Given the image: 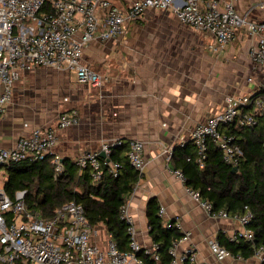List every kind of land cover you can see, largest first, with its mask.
Masks as SVG:
<instances>
[{"label": "crops", "instance_id": "1", "mask_svg": "<svg viewBox=\"0 0 264 264\" xmlns=\"http://www.w3.org/2000/svg\"><path fill=\"white\" fill-rule=\"evenodd\" d=\"M110 1L125 10L134 0ZM231 1L238 15L264 21V0ZM125 24L124 39H93L83 48L82 62L107 77L101 86L79 83L67 69L40 66L20 75L0 120V146H14L19 136L36 126L53 129L58 137L54 150L62 161L74 163L81 153L98 151L102 141L139 139L144 166L126 200L138 244L144 248L153 244L145 206L154 197L162 222L177 221L178 231L186 235L177 251L192 249L195 264H260L253 256L218 260L213 255L210 243L217 241V235L229 239L242 226L236 219L206 213L173 173L169 155L181 142L190 141L195 125L222 110L228 93L258 96L264 72L248 54L257 36L241 29L219 46L212 36L181 23L171 11L152 8ZM72 108L79 113L78 123L58 128V115ZM106 235L93 240L103 248Z\"/></svg>", "mask_w": 264, "mask_h": 264}, {"label": "built area", "instance_id": "2", "mask_svg": "<svg viewBox=\"0 0 264 264\" xmlns=\"http://www.w3.org/2000/svg\"><path fill=\"white\" fill-rule=\"evenodd\" d=\"M147 8L171 11L181 23L212 36L219 46L229 43L241 29L256 35V43L248 54L264 72V21H248L238 15L231 0H134L125 10L110 0H0V120L10 102L15 81L35 67L67 69L74 73L77 82L101 86L107 77L82 62L84 46L93 39L102 42L124 39L125 21L137 19ZM260 115L264 116V95L228 93L222 110L208 116L205 122L195 125L189 132L197 166L203 168L209 140L218 148L222 162L237 166L243 158V150L225 129L231 124L253 126ZM78 121L79 113L72 108L58 115L56 125L67 128ZM57 142L55 130L36 126L29 134L19 136L14 146H0V264H140L135 256L139 250L157 260L156 244L144 248L136 241L126 201L120 207L119 218L127 225L129 249L120 251L108 234L105 247L94 242L98 229L88 223L80 204L65 202L56 208L51 218H43L26 208L24 190L16 191L13 198L6 194L4 168L11 163L49 157L53 177L63 172L61 156L54 150ZM123 145L126 146L128 164L140 176L144 166L143 145L134 138L114 137L102 141L98 151L81 153L75 158L74 165L78 171L90 167L96 181L100 176L99 152L107 158L112 148ZM118 166L117 162H110L113 176ZM172 171L184 181L180 170ZM185 190L211 217L233 218L240 223L242 230L234 231L230 241L253 240L252 231L246 227L249 213L239 215L224 209L213 210L212 203L197 189L185 186ZM158 213H162L160 208ZM164 225L180 228L177 221ZM185 238L186 235H181L169 246L170 264L196 263L192 249L177 251L178 242ZM210 250L218 260L231 255L217 241L210 243ZM253 257L264 264V245L254 249Z\"/></svg>", "mask_w": 264, "mask_h": 264}, {"label": "trees", "instance_id": "3", "mask_svg": "<svg viewBox=\"0 0 264 264\" xmlns=\"http://www.w3.org/2000/svg\"><path fill=\"white\" fill-rule=\"evenodd\" d=\"M263 90L264 86L255 95ZM225 132L231 134L243 150L237 169L232 171V166L221 161L218 148L210 140L207 141L203 168L195 163V147L188 141L171 152V169L180 170L185 186L197 189L212 203L213 210L250 214L246 227L253 233L251 242L242 238L230 241L222 233L217 235L218 243L231 255L246 259L253 256L258 245H264V116H258L256 124L250 127L231 124ZM125 152L123 145L112 148L107 158L98 156L100 176L96 181L90 167L78 171L69 161H63L64 170L57 177H53L49 157L11 163L4 168L3 188L10 198L16 191L24 190L26 208L43 218H51L56 208L65 202L80 204L88 223L94 228L104 229L120 251H127V225L119 218V211L130 196L139 174L128 164ZM110 162L119 164L115 176L110 171ZM158 210L156 199L149 198L145 216L149 236L157 245L158 259L139 250L135 256L140 264H170L169 246L181 237L175 227L164 225Z\"/></svg>", "mask_w": 264, "mask_h": 264}, {"label": "rangeland", "instance_id": "4", "mask_svg": "<svg viewBox=\"0 0 264 264\" xmlns=\"http://www.w3.org/2000/svg\"><path fill=\"white\" fill-rule=\"evenodd\" d=\"M1 171H2V169H0V173H1ZM1 181V180H0ZM103 232L105 233V231H104V229H102V228H99L98 229V233L96 234V237H97V239L99 240V241H101V239L103 240V238H104V236H105V234H104V236H103Z\"/></svg>", "mask_w": 264, "mask_h": 264}, {"label": "water", "instance_id": "5", "mask_svg": "<svg viewBox=\"0 0 264 264\" xmlns=\"http://www.w3.org/2000/svg\"><path fill=\"white\" fill-rule=\"evenodd\" d=\"M99 156H101V157H105V155H104L103 152H99ZM235 169H237V166H232L231 170L233 171V170H235Z\"/></svg>", "mask_w": 264, "mask_h": 264}]
</instances>
